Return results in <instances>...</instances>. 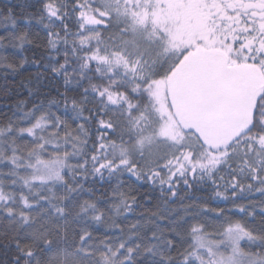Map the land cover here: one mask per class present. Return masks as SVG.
I'll use <instances>...</instances> for the list:
<instances>
[{
    "label": "snow or ice",
    "instance_id": "6c2138e0",
    "mask_svg": "<svg viewBox=\"0 0 264 264\" xmlns=\"http://www.w3.org/2000/svg\"><path fill=\"white\" fill-rule=\"evenodd\" d=\"M0 264H264V0H3Z\"/></svg>",
    "mask_w": 264,
    "mask_h": 264
},
{
    "label": "trees",
    "instance_id": "16d2710c",
    "mask_svg": "<svg viewBox=\"0 0 264 264\" xmlns=\"http://www.w3.org/2000/svg\"><path fill=\"white\" fill-rule=\"evenodd\" d=\"M3 3V0H0V4H2Z\"/></svg>",
    "mask_w": 264,
    "mask_h": 264
}]
</instances>
